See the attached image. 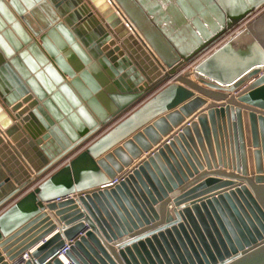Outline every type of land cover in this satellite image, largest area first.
<instances>
[{"label": "water", "instance_id": "95a60500", "mask_svg": "<svg viewBox=\"0 0 264 264\" xmlns=\"http://www.w3.org/2000/svg\"><path fill=\"white\" fill-rule=\"evenodd\" d=\"M115 1L0 0V264H264V0Z\"/></svg>", "mask_w": 264, "mask_h": 264}, {"label": "bare ground", "instance_id": "6f19581e", "mask_svg": "<svg viewBox=\"0 0 264 264\" xmlns=\"http://www.w3.org/2000/svg\"><path fill=\"white\" fill-rule=\"evenodd\" d=\"M258 48L264 51V13L249 24L245 29L235 36L229 44L227 49L231 51H239L241 49Z\"/></svg>", "mask_w": 264, "mask_h": 264}, {"label": "crops", "instance_id": "0c3cea01", "mask_svg": "<svg viewBox=\"0 0 264 264\" xmlns=\"http://www.w3.org/2000/svg\"><path fill=\"white\" fill-rule=\"evenodd\" d=\"M96 11V10H95ZM189 69H192V66H187L186 68H184V69H182L178 74H184L186 71H188ZM177 74V75H178ZM191 78L194 80V81H196L197 83H199L200 85H202V86H204V87H206L204 84H202V83H200L199 81H197V79H196V77H195V75L194 74H192V76H191ZM172 80H170L169 82H171ZM251 81L252 80H250L248 83H251ZM169 82H167V83H169ZM167 83H165V84H167ZM164 84V85H165ZM163 85V86H164ZM184 85V84H183ZM195 93H196V95H200V96H202V97H204V98H206L207 99V103L203 106V107H201L197 112H195L193 115H196V114H198L202 109H204V108H206L210 103H212L213 101H215V100H213L212 98H208V97H206V96H203L202 94H200V93H198V92H196L195 90H193ZM233 94H235V93H233ZM216 103H223L224 102V100H220V101H215ZM184 103H186V102H184ZM163 115H165V114H163ZM193 115H191L190 117H187L186 118V120L182 123V125H184L188 120H190L191 118H192V116ZM197 119V118H196ZM152 122H150L149 124H151ZM149 124H146V125H149ZM145 125V126H146ZM142 129L143 128H140L139 130H137V131H142ZM178 129V127H174V129H173V131L171 132V133H173L174 131H176ZM136 131V132H137ZM136 132H134V133H136ZM132 136H129L128 138H126L125 140H127V139H130ZM168 138V135L167 136H163V140L159 143V144H157V145H154L153 146V148L151 149V150H149L148 152H143V154L139 157V158H137V159H135L134 160V162H133V165L134 164H136V163H139L140 161H142L143 159H145L146 157H147V155H149V153H151V151H153L155 148H157L159 145H161V143L163 142V141H165L166 139ZM122 145V142L121 143H119V144H117L115 147H118V146H121ZM112 150H110L109 152H111ZM104 156V155H103ZM102 156V157H103ZM128 169V168H127ZM208 168L205 166V168H204V170H202L201 172H203V171H206ZM191 179V178H190ZM55 233V232H54ZM51 235H53V233L51 234ZM51 235H49L48 237H50ZM47 237V238H48Z\"/></svg>", "mask_w": 264, "mask_h": 264}, {"label": "rangeland", "instance_id": "374dc122", "mask_svg": "<svg viewBox=\"0 0 264 264\" xmlns=\"http://www.w3.org/2000/svg\"><path fill=\"white\" fill-rule=\"evenodd\" d=\"M263 13H264V6L258 12L253 14L248 20L242 23L236 30H234L232 33L227 35V37L222 41V44L228 42L229 40H232L235 36H237L239 32L245 29L249 24H251L255 19H257Z\"/></svg>", "mask_w": 264, "mask_h": 264}, {"label": "built area", "instance_id": "2783aa9c", "mask_svg": "<svg viewBox=\"0 0 264 264\" xmlns=\"http://www.w3.org/2000/svg\"><path fill=\"white\" fill-rule=\"evenodd\" d=\"M107 1H108V2L110 3V5L114 8V10L119 14V16H120V17L126 22V20L124 19V12H123L120 8L116 7V6H117L116 1H115V0H107ZM126 23H127V22H126ZM118 180H119V179L116 178L113 182H111V183H109V184H107V185H112V184L118 182ZM69 248H70V244L67 243V244L65 245V247H63V248L61 249V251H60V253H61V255H62L61 257L63 258V260L65 261L66 264H68L69 261L64 257V255H65L67 249H69ZM25 257L28 258L29 255H28V254H25Z\"/></svg>", "mask_w": 264, "mask_h": 264}]
</instances>
